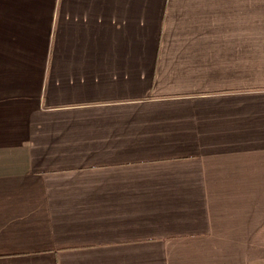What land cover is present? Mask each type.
I'll use <instances>...</instances> for the list:
<instances>
[{"label":"crops","instance_id":"1","mask_svg":"<svg viewBox=\"0 0 264 264\" xmlns=\"http://www.w3.org/2000/svg\"><path fill=\"white\" fill-rule=\"evenodd\" d=\"M0 264H264V0H0Z\"/></svg>","mask_w":264,"mask_h":264}]
</instances>
